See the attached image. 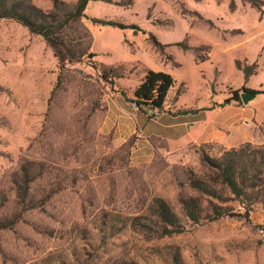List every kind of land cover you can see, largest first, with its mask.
Returning a JSON list of instances; mask_svg holds the SVG:
<instances>
[{
    "label": "rangeland",
    "instance_id": "rangeland-1",
    "mask_svg": "<svg viewBox=\"0 0 264 264\" xmlns=\"http://www.w3.org/2000/svg\"><path fill=\"white\" fill-rule=\"evenodd\" d=\"M20 1L26 10L54 5ZM85 12L65 34L97 55L62 72L41 35L0 18V218L18 215L0 229V264H264V184L249 211L229 191L224 202L203 195L208 211L217 204L243 215L194 221L181 203L202 197L190 182L208 171L204 154L216 159L264 143H185L198 128L180 142L163 140L155 135L166 122L152 120L162 111L142 112L130 100L153 69L177 80L166 112L194 111L173 109L178 98L198 107L236 93L240 100L229 103L240 108L264 101V0H90ZM244 68L252 69L248 78ZM251 89L260 93L244 102ZM117 98L136 115V128L103 129L107 101ZM42 162L44 173L30 181L22 166ZM15 178L28 179L41 207L18 208Z\"/></svg>",
    "mask_w": 264,
    "mask_h": 264
},
{
    "label": "trees",
    "instance_id": "trees-1",
    "mask_svg": "<svg viewBox=\"0 0 264 264\" xmlns=\"http://www.w3.org/2000/svg\"><path fill=\"white\" fill-rule=\"evenodd\" d=\"M89 1L77 0L71 5L65 0H54L53 9L44 11L35 5H32L33 10H26L20 5V0H0V18L13 19L28 28L31 33L41 35L46 44L52 48L62 72L67 69L68 63L79 62L87 56L93 58L97 55L90 51V45H83L79 42L72 43L65 34V29L71 23L81 21L86 17L85 11ZM95 21L120 28L130 26L114 20L95 19ZM98 66L104 77V74L106 75L109 70L107 65L100 62ZM244 73L248 78L252 74V69L244 68ZM113 76L122 77L118 74ZM60 82L61 76L58 78V84ZM176 82L177 80L170 72L148 69L140 84L133 90L130 100L142 112H145L144 107H153L158 111H163L169 93L176 86ZM251 91L260 93L258 90L251 89ZM233 99L239 101L240 95L236 93V96L225 99L221 105H226ZM188 112L190 111L182 110L179 113ZM257 159L260 162L255 166ZM203 161L208 163V171L201 175H194L190 182L195 190L202 193V197H182L181 203L185 214L194 221H199L201 217L215 220L225 215H243L241 212H234L233 208L227 206L214 204L211 211H208L204 206L203 195L209 198L215 197V199L224 202L226 191L234 194L235 199L245 207L246 211H249L253 199L252 194L255 190L262 188L261 186L264 184V145L256 147L248 142L239 148L224 152L216 159H210L208 155L204 154ZM22 170L26 177L28 173L33 174L30 180L32 181L44 173L45 164L39 163L38 167L35 166L32 170L23 165ZM27 180L26 178L22 184L16 178L14 180L17 185L18 208L41 207L30 197V186ZM209 198L208 201L213 204ZM5 200V196L0 198V206L4 205ZM172 216L177 217L175 213H172ZM14 217L11 219L0 218V229L7 228L9 224L18 221V215Z\"/></svg>",
    "mask_w": 264,
    "mask_h": 264
},
{
    "label": "crops",
    "instance_id": "crops-1",
    "mask_svg": "<svg viewBox=\"0 0 264 264\" xmlns=\"http://www.w3.org/2000/svg\"><path fill=\"white\" fill-rule=\"evenodd\" d=\"M215 106H193L176 101L178 110L182 106L194 109L188 113L160 112L156 117L159 122H166V130L155 136L163 140L180 142L183 136H189L197 129V133L188 137L185 143H216L224 148L236 147L241 143L251 141L264 143V101H256L248 106H235L234 104ZM174 110V111H175ZM126 100L120 98L115 101H107V110L103 116V129L109 128L108 122H120L126 124L132 130L136 128V115L128 114ZM202 125V127H199Z\"/></svg>",
    "mask_w": 264,
    "mask_h": 264
},
{
    "label": "water",
    "instance_id": "water-1",
    "mask_svg": "<svg viewBox=\"0 0 264 264\" xmlns=\"http://www.w3.org/2000/svg\"><path fill=\"white\" fill-rule=\"evenodd\" d=\"M256 95H257V93H253V92L247 93V94L244 93L242 95V98H243L244 102H247L249 99L255 97Z\"/></svg>",
    "mask_w": 264,
    "mask_h": 264
},
{
    "label": "built area",
    "instance_id": "built-area-1",
    "mask_svg": "<svg viewBox=\"0 0 264 264\" xmlns=\"http://www.w3.org/2000/svg\"><path fill=\"white\" fill-rule=\"evenodd\" d=\"M148 112L152 115H156L157 113H159L158 109H155L153 107H149Z\"/></svg>",
    "mask_w": 264,
    "mask_h": 264
}]
</instances>
